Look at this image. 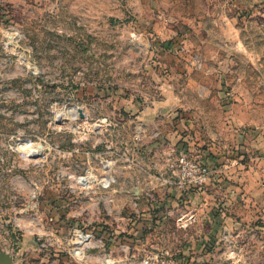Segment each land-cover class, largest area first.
I'll return each instance as SVG.
<instances>
[{"label":"rangeland","instance_id":"1","mask_svg":"<svg viewBox=\"0 0 264 264\" xmlns=\"http://www.w3.org/2000/svg\"><path fill=\"white\" fill-rule=\"evenodd\" d=\"M208 22L224 64L209 81H227L230 106L264 110V0H0V254L136 264L163 250L164 236L157 249L118 244L168 176L162 134L195 93L189 52ZM53 212L97 234L84 255ZM247 247L210 264H264Z\"/></svg>","mask_w":264,"mask_h":264},{"label":"crops","instance_id":"2","mask_svg":"<svg viewBox=\"0 0 264 264\" xmlns=\"http://www.w3.org/2000/svg\"><path fill=\"white\" fill-rule=\"evenodd\" d=\"M205 28L202 46L189 52L187 87L195 93L180 98L183 105L169 115L170 129L163 132L162 143L185 152L212 173L198 190L178 188L167 176L153 182L150 201L136 222L132 216L125 218L127 232L118 249H157L164 236L160 248L177 264L239 262L247 246L254 249L252 258L264 263V110L230 106L227 81H209L224 64L214 61L218 50L209 47V22ZM211 87H218V92L209 93ZM51 214L53 229L76 225L63 222L64 212ZM233 249L238 250L235 258L229 255Z\"/></svg>","mask_w":264,"mask_h":264},{"label":"built area","instance_id":"3","mask_svg":"<svg viewBox=\"0 0 264 264\" xmlns=\"http://www.w3.org/2000/svg\"><path fill=\"white\" fill-rule=\"evenodd\" d=\"M165 162L168 170L169 183L178 188L201 189L209 180V167L200 161L192 159L185 152L169 147L165 151ZM87 177H82L79 182L85 184ZM75 241V254L84 255V249L92 247L96 237L92 232L73 228L71 231ZM13 260V258H12ZM136 264H177L167 251H153L141 257Z\"/></svg>","mask_w":264,"mask_h":264},{"label":"water","instance_id":"4","mask_svg":"<svg viewBox=\"0 0 264 264\" xmlns=\"http://www.w3.org/2000/svg\"><path fill=\"white\" fill-rule=\"evenodd\" d=\"M0 264H12V258L6 254H0Z\"/></svg>","mask_w":264,"mask_h":264},{"label":"trees","instance_id":"5","mask_svg":"<svg viewBox=\"0 0 264 264\" xmlns=\"http://www.w3.org/2000/svg\"><path fill=\"white\" fill-rule=\"evenodd\" d=\"M95 234H96V233H95ZM95 234H94V235H95ZM96 235H97V234H96Z\"/></svg>","mask_w":264,"mask_h":264}]
</instances>
